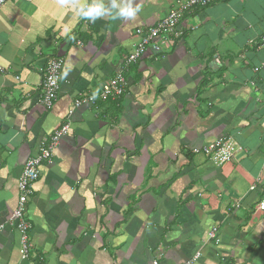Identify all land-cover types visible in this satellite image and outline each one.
Masks as SVG:
<instances>
[{"label":"crops","instance_id":"1","mask_svg":"<svg viewBox=\"0 0 264 264\" xmlns=\"http://www.w3.org/2000/svg\"><path fill=\"white\" fill-rule=\"evenodd\" d=\"M86 2L0 9V264H185L198 253L191 264H264V0L196 8L181 37L127 68L137 30L176 0H139L135 18L95 23L77 11ZM54 55L64 67L48 109L41 81ZM120 71L122 97L74 106ZM65 122L27 202L24 260L9 221L19 177ZM225 136L241 147L231 161L194 152Z\"/></svg>","mask_w":264,"mask_h":264},{"label":"built area","instance_id":"2","mask_svg":"<svg viewBox=\"0 0 264 264\" xmlns=\"http://www.w3.org/2000/svg\"><path fill=\"white\" fill-rule=\"evenodd\" d=\"M14 0H0V9L7 3ZM34 1V0H27ZM215 0H176V4L162 17L155 25L146 29L137 30V40L133 49L124 61L127 68L144 56L148 50L156 53L162 52L165 44H171L174 39L181 37L182 31L178 28L181 20L187 13L196 8L206 7ZM64 67V58L59 55L51 57L43 68L41 81V103L48 109L52 108L56 102L60 90V80ZM259 70V68H256ZM128 85V80L123 72H118L111 80L105 82L100 90L82 94L75 100L74 106L80 107L84 104H94L96 98H108L117 100L123 96ZM70 130V123L65 122L54 130L48 141H43L37 154L31 156L25 163L23 171L18 181V201L9 221L15 226L19 235V253L22 259H28L31 255L30 230L32 223L27 214V202L33 193V185L39 177L40 165L44 162H51L54 158L55 150L63 136ZM241 147L236 144L231 136H225L215 140L213 143L202 147L200 150L210 160L217 165H222L234 158ZM254 188V187H252ZM259 209L264 212V197L259 203ZM2 226H0V229ZM210 239L219 242L218 228L212 227L209 232ZM200 258V254L195 255L191 264Z\"/></svg>","mask_w":264,"mask_h":264},{"label":"clouds","instance_id":"3","mask_svg":"<svg viewBox=\"0 0 264 264\" xmlns=\"http://www.w3.org/2000/svg\"><path fill=\"white\" fill-rule=\"evenodd\" d=\"M65 4V0H61ZM77 11L84 20L95 23L98 19L110 17L113 20H131L141 11L139 0H88Z\"/></svg>","mask_w":264,"mask_h":264}]
</instances>
